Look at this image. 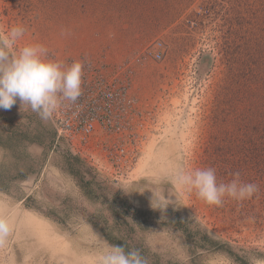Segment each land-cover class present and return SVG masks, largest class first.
I'll return each instance as SVG.
<instances>
[{"label": "rangeland", "instance_id": "374dc122", "mask_svg": "<svg viewBox=\"0 0 264 264\" xmlns=\"http://www.w3.org/2000/svg\"><path fill=\"white\" fill-rule=\"evenodd\" d=\"M16 25L26 29L17 47L41 44L50 59L81 61L82 90L110 86L125 110L119 131L101 128L69 147L50 119L19 102L0 109V183L12 180L0 193L8 225L0 264H95L107 236L120 235L107 202L143 211L129 218L128 241L148 262L264 264V0H0V35ZM17 130L41 134L40 143L24 139L17 149ZM64 155L81 160L84 181L96 177V199ZM180 166L214 168L225 183L239 172L258 191L210 206L168 182ZM161 190L171 203L154 209ZM28 196L39 209L26 208ZM210 238L235 255L210 248Z\"/></svg>", "mask_w": 264, "mask_h": 264}, {"label": "clouds", "instance_id": "9594fccd", "mask_svg": "<svg viewBox=\"0 0 264 264\" xmlns=\"http://www.w3.org/2000/svg\"><path fill=\"white\" fill-rule=\"evenodd\" d=\"M25 31L24 26L16 25L0 35V109L10 110L19 102L20 110H30L47 120L65 102L72 104L81 96L83 64L79 60L65 64L50 59L41 44L17 47ZM168 182L181 193H194L210 206H222L226 197L242 201L258 191L256 184L243 182L239 172L233 173L226 183L218 182L211 167L189 170L180 166ZM152 193L154 209L166 208L171 203L163 190L158 195ZM7 229V223L0 221V233ZM95 264H147V260L136 248L126 249L104 241Z\"/></svg>", "mask_w": 264, "mask_h": 264}, {"label": "built area", "instance_id": "2783aa9c", "mask_svg": "<svg viewBox=\"0 0 264 264\" xmlns=\"http://www.w3.org/2000/svg\"><path fill=\"white\" fill-rule=\"evenodd\" d=\"M117 90L110 86L95 84L82 90L81 96L72 104L57 109L49 118L58 141L67 142L69 147L87 144L97 130L106 128L119 131L122 118L121 99ZM56 149V148H55ZM121 154L125 149L121 148ZM75 149L72 148V151Z\"/></svg>", "mask_w": 264, "mask_h": 264}, {"label": "trees", "instance_id": "16d2710c", "mask_svg": "<svg viewBox=\"0 0 264 264\" xmlns=\"http://www.w3.org/2000/svg\"><path fill=\"white\" fill-rule=\"evenodd\" d=\"M12 139L16 142L15 147L17 146V149L20 147V142L21 140L27 139L29 144H36V143H40V139L42 137L41 134L38 135V137H34V138H30V136H28V134L24 131H18L12 132ZM18 134V135H17ZM19 136V139H16L15 137ZM2 138L0 137V144L2 142ZM11 142V141H10ZM53 151L56 152V149H52ZM15 151V150H14ZM13 151V152H14ZM12 152V153H13ZM23 160L19 161L18 165H21V167L24 169L25 164H26V168L30 167V163H26L27 159H29V157H31V155H29L28 152H23ZM66 161L69 163V166L71 167V172L73 173L74 176H76L77 178H79L81 180V186L86 187L84 188L85 194L91 199L94 198L96 199V194H97V190L95 188V186H100L97 182H96V177L93 176V178L91 180H85V170L81 167L82 163L81 160L78 157H73L71 155H64ZM25 161V162H23ZM24 165V166H23ZM22 177L25 179L27 177V174L22 175ZM9 180V179H8ZM8 183H12V180L10 181H3L0 183V193H9V187L7 186ZM113 201H115V197L118 196V194L113 195ZM36 199H34V196H28L25 198V206L28 209H39L38 205L35 203ZM107 207H110V210L112 212V218H113V222L115 223L114 225L118 228L120 235H116L114 236H107L108 242L110 244L113 245H122L124 246L126 249L129 248H136L138 249L142 256H144L147 260V264H160V262L158 261V257L155 259L154 257V262H148L150 260L149 256L147 255V251L145 249H142L141 246H139V244H133V242H129L128 241V237L131 236V234L135 231V228L131 225L129 218L130 217H134L135 213H140L143 211H137V210H133L131 212V208L125 204L124 202H122V205L120 207L119 210L115 209V208H111L114 206V203L109 204V202L106 203ZM46 214V216L53 218L55 221L58 222H64V219L61 218L60 216H52L50 215V212L44 213ZM210 248L212 247V249H222L224 251H227L228 254L230 255H235L233 253V250L230 248V246H228L229 244H226L224 242H220V241H215L213 238H210ZM237 257V256H236ZM236 261H238L240 264H248V261L242 259V258H236Z\"/></svg>", "mask_w": 264, "mask_h": 264}, {"label": "bare ground", "instance_id": "6f19581e", "mask_svg": "<svg viewBox=\"0 0 264 264\" xmlns=\"http://www.w3.org/2000/svg\"><path fill=\"white\" fill-rule=\"evenodd\" d=\"M30 225H33V224L31 223ZM33 226H34V228L35 227L37 228V231L39 233H44V229H42V227L39 226L38 224H35ZM44 234H46V232ZM58 250L62 254V256L66 257V258H68L71 255V250L67 245L66 246L65 245H63V246L59 245Z\"/></svg>", "mask_w": 264, "mask_h": 264}, {"label": "water", "instance_id": "95a60500", "mask_svg": "<svg viewBox=\"0 0 264 264\" xmlns=\"http://www.w3.org/2000/svg\"><path fill=\"white\" fill-rule=\"evenodd\" d=\"M56 150H57V151H62V149H60L59 147H56Z\"/></svg>", "mask_w": 264, "mask_h": 264}]
</instances>
